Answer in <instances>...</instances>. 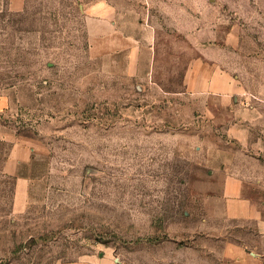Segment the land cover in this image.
Segmentation results:
<instances>
[{"label": "rangeland", "instance_id": "rangeland-1", "mask_svg": "<svg viewBox=\"0 0 264 264\" xmlns=\"http://www.w3.org/2000/svg\"><path fill=\"white\" fill-rule=\"evenodd\" d=\"M98 1L0 9V264H264V0Z\"/></svg>", "mask_w": 264, "mask_h": 264}, {"label": "crops", "instance_id": "crops-1", "mask_svg": "<svg viewBox=\"0 0 264 264\" xmlns=\"http://www.w3.org/2000/svg\"><path fill=\"white\" fill-rule=\"evenodd\" d=\"M25 0H0V9L6 8L14 13H18L23 10ZM91 14L97 18L100 24H107L109 27H113L117 24V21H112L113 16H116V8L110 5L107 1H98L91 5ZM131 41L136 42L133 36H130ZM196 68L193 67L188 70L185 78V84L191 94L203 95V94H225L228 92V80L226 76H214L206 73L205 75L198 74ZM14 161L9 162L13 163ZM8 164V163H7ZM8 173H13L10 168ZM242 186L234 181H228L224 188V196L227 198V202L232 206H229L228 214L234 218V216H246L253 210L249 200L241 197ZM238 209V210H237ZM236 257V264H257V256L252 252L247 253L244 249H236L231 252ZM59 264H126L119 256L111 255L107 252H101L96 255L85 256L79 260L72 262H65Z\"/></svg>", "mask_w": 264, "mask_h": 264}]
</instances>
